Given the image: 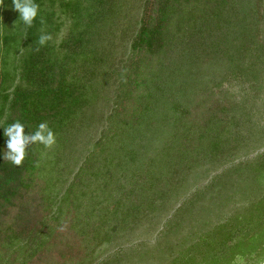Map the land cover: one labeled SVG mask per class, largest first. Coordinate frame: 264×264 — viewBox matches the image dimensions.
Returning a JSON list of instances; mask_svg holds the SVG:
<instances>
[{
	"label": "trees",
	"instance_id": "16d2710c",
	"mask_svg": "<svg viewBox=\"0 0 264 264\" xmlns=\"http://www.w3.org/2000/svg\"><path fill=\"white\" fill-rule=\"evenodd\" d=\"M211 1L213 11L197 24L199 36L206 38L204 46L211 49L210 54H220L218 61L225 62L227 68H237L232 71L234 77L243 74L257 95L264 93V34L260 40L255 32L260 19L253 2ZM34 2L39 11L31 27L20 19L12 0H4L2 5L6 13L0 21V224L10 207L16 210L0 228V261L9 255L6 261L12 263L18 249L31 255L50 247L53 227H47L46 216L61 219L63 207L73 208L70 220L83 233L84 243L96 242L90 254L78 260L65 256L62 264H71V259L75 264H232L236 254L249 258L252 252L254 259L247 258L244 264L264 259V149L252 159L231 165L235 175L230 176L226 169L200 186L195 181L196 187L167 214L151 244L134 242L133 237L129 244L112 242L117 238L112 235L116 229L135 228L162 201L166 204L165 197L177 183L172 181L175 156L185 172L189 166L199 165L200 156L205 154L214 162L217 155L226 152L233 161L248 143L247 135L237 129L243 116L249 117L246 104L254 103L246 98L238 107L220 108L222 115L213 113L201 125L190 120L199 128L194 132L198 144L184 150L178 146L181 135L192 132L187 120L181 118L187 106L181 96H187L188 84L195 80L191 74L187 79L181 76L194 61L193 48L183 35H192L196 16L191 9H184V0H158L155 6L146 0ZM7 12L11 13L8 19ZM174 21L179 32L170 27ZM64 25L67 29L60 35ZM41 34L51 37L44 45L38 42ZM178 44L183 47L182 60L175 63L181 66L180 75L176 67L165 66V62L159 68L151 67L150 62L147 65L143 52H165ZM205 49L203 53L208 51ZM127 50L129 64H117L113 52ZM162 75L160 83L154 81ZM167 81L170 87L166 89ZM112 83L119 86L118 97L129 98L139 111L120 120V99L97 105L94 95ZM141 86L149 88L140 91ZM177 91L180 94L175 96ZM107 109L109 112L103 114ZM103 117L107 118L106 126L93 142L88 128ZM16 121L25 125L26 134L34 132L41 122H47L55 134L51 147L30 145L21 166L3 160L4 128ZM81 142L89 146L81 147ZM149 147L155 151L151 158L147 157ZM123 170H129V175ZM135 172L140 177H126ZM39 174L47 178L37 190L40 197L31 201L26 195ZM67 175H72L69 181ZM222 175L227 181L212 191ZM74 176H79L83 187L80 184L73 192ZM181 176L178 174L179 180ZM200 177L197 173L195 180ZM119 180L127 189L122 188L110 204ZM235 194L244 202L211 223L214 210L230 204ZM83 195L87 202L81 206ZM103 205L108 208L101 210ZM82 207L85 213L77 210ZM38 208L46 212L34 215L33 209ZM106 243L110 244L109 252L98 253Z\"/></svg>",
	"mask_w": 264,
	"mask_h": 264
},
{
	"label": "rangeland",
	"instance_id": "374dc122",
	"mask_svg": "<svg viewBox=\"0 0 264 264\" xmlns=\"http://www.w3.org/2000/svg\"><path fill=\"white\" fill-rule=\"evenodd\" d=\"M148 3L152 1L153 6H155L156 1L158 0H146ZM186 1V2H185ZM249 1L250 3L253 2L255 12H257V16L260 19L259 23L257 24L258 27H255V32L257 30L258 38L260 39L263 37L264 34V0H246V2ZM136 1H133L135 3ZM176 3V2H175ZM177 3H179L177 1ZM181 3V0H180ZM183 3V2H182ZM213 3L214 1L211 0H184L183 7L184 9H191V11L196 15L195 18L196 20H192V24L194 27L192 28V34L190 37L188 35H183L186 36V40L189 39V42L187 45H190L191 48H193L192 54L194 55V61L192 62V66L190 65L189 68H187L185 71H182V75L185 79L188 78V75H192L195 80L192 81V84H188L190 87L187 89L188 91L186 92L187 96H181L182 99L186 100L185 103H187V106L185 108V115H183L181 118L183 120H187L188 124L192 128V132L188 135L183 134L179 138V148H184L185 147H190L191 145H196L198 144V141H195L194 137V132L198 130L199 128L196 126V124H192L190 120L195 121L197 124L201 125L203 123V120H206L207 116H211L213 113L217 115H222V112L220 108L230 106L231 104H234L236 107H238L241 103V101H244V99H253L254 103L249 104L248 102L247 108H249V117L246 119L245 116L244 120L242 121V126L238 127L237 129L241 134H246L247 138L245 141H248L246 145H243L240 150L237 151V158L234 159L233 161H229L228 157H226V152L217 155L215 158L214 162L212 159L209 158V154H205L204 156H200L201 159L199 162H201L199 165H193L189 166L185 170V172L181 169L182 165L179 163L178 155L175 156L176 159V164L173 165L172 168H175L174 173H172V181H176V186H174L172 189H170L167 197L166 204L164 202L160 201L161 203L159 204L160 206L154 210L153 212H149L148 217H144L140 224L135 226V228L130 227H125L123 229H116L113 234H116L117 238L115 237L113 239V245H115L117 242L119 243H128L131 241V238L133 237L135 240L134 242H143L146 244H151L152 242L155 241V236L162 226L163 220L166 218L168 213L173 212L174 206L177 205L179 201L184 199V197L189 194L195 187L196 185L194 184L195 181H197L198 186L202 185L204 182H208L209 179L214 178L215 175H217L219 172H226L230 173L231 175H235V169H231V165L238 163L240 160H248L254 158L259 152H261L264 149V93L259 92L257 95V90L251 86V84L243 79V74L238 73L237 77H234L232 71H236V67L227 68L225 65V62L220 63L218 59H220V54L215 53L212 51V55L210 54L211 49L207 48L204 46L203 40L206 38L199 36L201 33L197 31V24L199 19H202L203 17L206 16V13L212 12L213 11ZM217 3L219 4V1L217 0ZM217 5V4H216ZM134 9V8H132ZM156 12V11H155ZM6 12L2 11V5H0V21L2 18H4V14ZM8 15L7 19L10 17L11 13L7 12ZM63 17V14H61ZM179 24V23H178ZM251 24V23H250ZM176 21H174L170 27L172 29H176ZM67 28L66 26H62L59 34L61 35L63 31H65ZM0 30H2V26H0ZM181 29L177 32H179ZM174 31V30H173ZM176 32V33H177ZM179 36V35H178ZM179 38V37H178ZM181 38V37H180ZM263 39V38H262ZM261 40V39H260ZM187 42V41H186ZM206 48L205 53H203L202 49ZM181 44H178L176 48L174 49H168L163 52V51H151V52H143L142 54L145 55V61L151 65V67H158L161 62H165V66H172L177 68V72L180 75V64L178 66H175L176 62H180L182 60L181 58ZM129 50L126 52H121V51H114L113 52V59H115L116 62L123 63L126 61L127 64H129ZM216 54V56L214 55ZM189 56V52H188ZM217 57V58H216ZM120 60V62H119ZM150 62V63H149ZM182 64V63H181ZM185 67V66H184ZM159 68V67H158ZM159 74H161L160 70H157ZM163 78V75L161 77L153 78L155 79L154 81H158V83L161 82V79ZM191 81V78H190ZM166 89L168 86L170 87V82L167 81L166 84H164ZM116 84H105L99 94L94 95L97 105H101V103L105 100H108L109 103H115L114 101L117 99H120L118 97L119 90ZM108 90L107 92L104 90ZM149 87L147 86H141L139 87L140 91L147 90ZM168 90H166L167 92ZM180 94V92H176L175 96ZM104 94L107 96V99L104 98ZM257 95V96H253ZM169 95H167L168 97ZM253 97V98H252ZM170 98V96H169ZM172 98V97H171ZM119 103V109L123 112V115H118V118L121 120L122 118H127L129 117V114H132L133 111L138 110L139 108H135L131 105V100L129 98H122L120 99ZM239 104V105H238ZM120 105L122 108H120ZM245 105V104H244ZM246 108V109H247ZM109 109H112L111 106H109ZM109 109H107L103 114H106L109 112ZM139 111V110H138ZM240 113V111H238ZM169 115H171L169 113ZM168 115V116H169ZM227 115V114H225ZM127 116V117H125ZM180 116V115H179ZM106 120L107 118L103 117V120L95 122L93 126L89 127L88 129L92 132L93 136L91 137V141H95L98 134L100 131L105 128L106 126ZM114 126V125H113ZM165 126V123H163L162 128ZM197 133V132H196ZM254 133V135L250 134ZM191 142V143H190ZM251 144V145H250ZM89 145L87 144H82L81 142V147H88ZM99 146V145H98ZM96 145L95 149L98 148ZM199 147V146H198ZM180 149V150H181ZM154 149L151 147L148 148V153L147 157L151 158V155L154 154ZM244 152H246L244 154ZM85 153V152H84ZM201 153V152H200ZM195 155V152H194ZM103 158L101 157L98 161H102ZM193 161L194 159L191 158ZM218 164V165H217ZM218 166V167H217ZM146 167V166H145ZM148 167V165H147ZM217 167V168H216ZM177 168V169H176ZM227 169V170H226ZM242 169H246L245 166H243ZM140 170V169H139ZM182 170V171H181ZM226 170V171H224ZM124 171V170H123ZM224 171V172H223ZM125 172V171H124ZM126 173V172H125ZM185 175L182 177L181 175ZM199 174L201 176V179L195 180V176ZM201 173V175H200ZM129 175V170L127 173ZM136 175H130L126 177L132 178L134 177H140L137 172H135ZM151 174V172H150ZM178 174L181 176V179H178ZM89 178V175H86ZM223 178H220L219 181L214 182L213 190L215 191L219 188H221L226 182L225 175ZM72 175L68 176L67 175V181L71 179ZM77 177V178H76ZM47 178V175H37L35 177V182H33L32 187L30 190L27 192V198L30 199L31 201L37 200L40 196L37 193L38 188L44 184V179ZM64 178V176H63ZM121 178L123 176L121 175ZM79 176H74L73 181L75 182L74 186L72 189L73 192L75 189L80 187H83L82 181L79 180ZM111 181V179H110ZM66 182V180H65ZM127 186V185H125ZM99 187L98 189H100ZM122 186L121 182L119 180L118 185L114 187L113 192V198L111 199L110 204L112 202L114 203V200L116 199L115 196H117L119 193L122 191ZM127 188L124 187L123 191L126 190ZM84 190V189H83ZM40 193V192H39ZM71 195L73 196V193L71 192ZM120 197V195H119ZM232 202L229 204L227 203L226 205H219L214 212L210 215V222L213 223L214 221L221 220L227 212L231 210V208L237 206V204H241L244 202L243 197L236 195L232 196ZM84 198L86 199V195H83L80 198L81 206H84V203L87 201H84ZM241 198V199H240ZM73 197H71V200ZM91 198L89 197L88 200ZM114 199V200H113ZM97 205L99 203H96ZM171 205V208L168 207ZM96 205V206H97ZM37 207H41L40 205ZM71 207V206H70ZM65 212L62 216L61 219H54L53 217L50 216V214H47L46 222H47V227L51 226L53 227L52 230L50 231L51 236L49 238L50 241L53 242V244H50V247L46 248L45 250L43 249H38L35 253H32L29 255L27 252H23V250L18 249L17 252L14 253V260L12 263H7V259L10 260L9 255L5 256L4 260L0 261V264H62L61 259L64 258L65 256L68 255H73L74 260H78L84 255L90 254L91 250L90 247L95 244L96 241H91L89 246L86 245L83 240V233L74 225H72V221L70 220L71 218V209L73 208H67L63 207ZM83 208V207H82ZM79 208L77 210H83L85 213L84 208ZM108 207L103 205L100 207L101 210H106ZM15 207H10L9 210L6 211V215L2 217V220L5 218V220L10 221L12 214H14ZM34 215H40L42 213H45L46 211L38 208L33 209ZM69 210V211H68ZM69 218V219H68ZM0 224V228L2 229L3 226H5V221ZM1 222V221H0ZM100 223V222H99ZM131 232V234L129 233ZM115 236V235H114ZM88 240V237L87 239ZM118 240V241H117ZM115 243V244H114ZM129 244V243H128ZM110 247L109 243H106L102 248L104 250H99L98 253H103L106 254L109 252L108 248ZM251 257L248 258L247 255H240L236 254L234 259L232 260V264H244L248 258V260H252L255 257V252H252L249 254ZM11 256V255H10ZM73 259H71L72 263ZM157 260L152 261V263L156 262ZM144 264H147L148 262H144ZM70 264V263H69Z\"/></svg>",
	"mask_w": 264,
	"mask_h": 264
},
{
	"label": "clouds",
	"instance_id": "9594fccd",
	"mask_svg": "<svg viewBox=\"0 0 264 264\" xmlns=\"http://www.w3.org/2000/svg\"><path fill=\"white\" fill-rule=\"evenodd\" d=\"M4 0H0L3 5ZM14 9L19 12L20 19L25 25L31 27L39 11V5L34 0H12ZM50 35L41 34L39 44L44 45ZM4 135L7 137L6 151L3 160L11 162L14 166H21L27 155L30 145L41 143L45 147H51L55 143V134L48 126L47 122H41L34 132L25 133V125L16 121L4 128ZM258 264H264V259H260Z\"/></svg>",
	"mask_w": 264,
	"mask_h": 264
}]
</instances>
